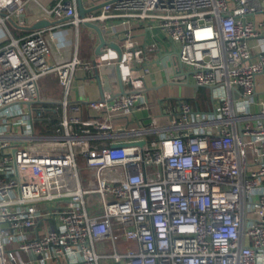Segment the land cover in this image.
I'll list each match as a JSON object with an SVG mask.
<instances>
[{
  "label": "built area",
  "instance_id": "1",
  "mask_svg": "<svg viewBox=\"0 0 264 264\" xmlns=\"http://www.w3.org/2000/svg\"><path fill=\"white\" fill-rule=\"evenodd\" d=\"M262 2L111 0L81 16L77 0H54L50 12L75 25L151 21L194 83L225 88L213 112L179 99L164 127L115 123L147 106L143 90L90 100L97 114L83 116L67 96L80 60L51 62L42 29L1 47L0 264H264V101L254 98L264 33L252 18ZM23 10L22 0H0V25ZM143 48L120 60L126 85L143 78L136 66L153 46ZM48 73L66 87L65 113L54 133L37 134L32 111L16 104L38 99ZM104 136L109 145L93 143Z\"/></svg>",
  "mask_w": 264,
  "mask_h": 264
},
{
  "label": "crops",
  "instance_id": "2",
  "mask_svg": "<svg viewBox=\"0 0 264 264\" xmlns=\"http://www.w3.org/2000/svg\"><path fill=\"white\" fill-rule=\"evenodd\" d=\"M24 10L21 14H13L5 25H0V48L5 46L14 37L21 39L35 29H42L44 36L50 46V61L64 64L79 59L76 72L67 95L66 87L60 82L54 73H48L39 80L40 96L33 104H16L17 108L30 109L32 111V123L34 132L37 134H51L55 132L56 124L64 116L62 101L68 96L70 100L79 101L81 114L85 117L97 114V110L88 107L87 102L93 99L107 98L113 100L122 91V84L125 93L129 90H143L146 92L148 104L146 107L133 111L123 112L115 117L116 124L121 126H148L154 122L159 127H164L170 122L172 114H178V100L189 101L193 108L199 112H213L219 94L225 91L222 86H199L198 88L187 84L188 76L179 62L172 58L175 53L169 42L161 34L160 30L149 28L151 21L140 20L138 17L120 15L111 17L108 26L101 27L109 40H115L122 48L123 56H132L135 52L144 50L143 47L153 46L150 51V58L146 62L137 64L136 74H143V78L136 85H126L124 76L128 72V66L120 63L119 52L107 45L104 51L96 52L99 44V36L96 30L86 24L75 25L68 15H57L50 12L54 0H22ZM106 0H82L85 8L92 11H99L100 4ZM77 9L78 0H77ZM260 30L264 33V0L262 7L252 15ZM39 20H46L42 27L33 26ZM131 28L134 32L127 43L122 39L124 31ZM100 62V64H96ZM146 65L148 70H144ZM96 74L99 77H96ZM190 82L194 83L191 75ZM258 86L254 98L264 101V72L257 75ZM183 87V89H181ZM37 100V99H36ZM257 109V104L253 105ZM116 113V112H115ZM138 119V121H137ZM15 130V127H14ZM160 130H154L143 134V139L151 140L157 138ZM125 139V138H124ZM110 138L100 137L93 139V143L100 147L107 146ZM91 168L83 171L86 183L94 182ZM92 209V207H91ZM91 213H100L101 209L95 208Z\"/></svg>",
  "mask_w": 264,
  "mask_h": 264
},
{
  "label": "water",
  "instance_id": "3",
  "mask_svg": "<svg viewBox=\"0 0 264 264\" xmlns=\"http://www.w3.org/2000/svg\"><path fill=\"white\" fill-rule=\"evenodd\" d=\"M108 1H111V0H106V1L102 2L100 4V6L104 5ZM78 8H79V14L81 16L85 15V13L90 10L89 8H85L84 7V5L82 3V0H78ZM68 17H70V16H68ZM45 22H46V20H39L33 27L34 28L42 27L43 24H46ZM85 24L88 25V26H90V27H92V28H94L96 30L98 36H99L100 41H99V44L97 45V49H96V52L97 53L101 54L104 51L105 46L109 45V46L115 48L119 52L120 58H122L123 51H122V48H121V46H120V44L118 42H116L115 40H109L106 37V35H105V31L102 30V28L98 24L93 23V22H87ZM173 57L181 65V62H180L179 57H178V54L177 53H174L172 55V58ZM183 71L186 72V74L188 76V82H187V84L192 85V86H195V87L198 88L200 86L199 84L191 83L190 82L189 76H190L191 71L190 70H183ZM96 77L98 78L99 75L96 74ZM210 87H212V86H210ZM121 88H122V91L125 92L123 84H122ZM37 101H41V100H38V99L37 100H31V101H26L25 103L28 104V105H30V104H33V103H35ZM140 143H142V141ZM115 145H120V143H116Z\"/></svg>",
  "mask_w": 264,
  "mask_h": 264
},
{
  "label": "rangeland",
  "instance_id": "4",
  "mask_svg": "<svg viewBox=\"0 0 264 264\" xmlns=\"http://www.w3.org/2000/svg\"><path fill=\"white\" fill-rule=\"evenodd\" d=\"M181 89H183V87L181 88ZM15 131H18V128L17 127H15ZM94 173H95V170H92V174H93V176H94ZM95 200H97V197H94V201ZM123 243L122 242H119V245H122ZM109 245V244H108ZM108 247H111L110 245L108 246ZM6 256H7V253H6Z\"/></svg>",
  "mask_w": 264,
  "mask_h": 264
}]
</instances>
